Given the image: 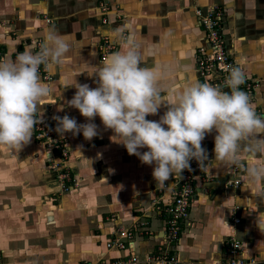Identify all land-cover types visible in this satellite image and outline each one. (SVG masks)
I'll return each mask as SVG.
<instances>
[{
	"label": "crops",
	"instance_id": "0c3cea01",
	"mask_svg": "<svg viewBox=\"0 0 264 264\" xmlns=\"http://www.w3.org/2000/svg\"><path fill=\"white\" fill-rule=\"evenodd\" d=\"M100 1L111 8L105 24ZM209 5H219L225 13L226 47L246 79L258 82L253 104L264 117V0H0V46L5 58H14L25 47L35 51L33 41H43L45 29L66 35L71 51L64 63L48 68L49 81L40 75L52 85L53 94L41 100L38 117L57 125L53 117L67 114L82 124L87 120L67 103L76 91L71 84L76 80L97 86L91 74L102 64L98 42L107 35L114 45L111 53L118 51L120 43L112 32L126 23L140 41L144 66L160 70L164 99L174 98L168 94L173 86L207 82L196 71L204 32L195 9ZM166 110L162 102L158 114L147 119L159 120ZM93 122L98 135L91 141L82 133L63 134L70 146L67 165L76 179L66 193L59 194L54 173L45 167L49 154L33 137L20 151L0 145V264H84L122 256L124 251L107 250L106 242L117 229L141 222L153 234L137 236L133 250L142 257L162 244L165 214L158 207L170 201L168 188L178 175L164 186L156 184L153 166L113 142V132L98 116ZM214 136L202 141L209 153L208 178L197 182L191 226L175 246L178 264L223 259L231 235L241 242L246 257L264 264V234L255 223L264 216V197L253 195L264 181L249 186L244 172L249 160L243 153L238 165L216 161ZM262 160L264 154H259L252 162ZM234 217L240 219L235 226Z\"/></svg>",
	"mask_w": 264,
	"mask_h": 264
},
{
	"label": "clouds",
	"instance_id": "9594fccd",
	"mask_svg": "<svg viewBox=\"0 0 264 264\" xmlns=\"http://www.w3.org/2000/svg\"><path fill=\"white\" fill-rule=\"evenodd\" d=\"M112 37L120 49L112 52L91 74L96 87L78 83L68 105L87 120L78 124L67 114L54 116L55 131L63 136L82 133L91 141L98 135L93 122L99 117L110 139L122 145L129 155L152 167L156 184L166 185L174 175L191 170V161L199 165L208 159L202 141L215 132L214 154L218 162L238 165L241 154L248 157L244 168L249 186L264 181V160L253 163V157L264 154V117L257 114L250 96L240 86L246 76L240 67L229 70L223 85L192 80L183 87L173 86L164 99L156 67L144 66L141 44L130 24L113 30ZM71 51L66 35L45 29L38 51L25 47L14 58L0 59V145L20 151L31 142L40 112V102L53 94L51 84L42 80L40 68L64 63ZM229 89L225 91L224 89ZM167 110L159 120L162 106ZM147 149L141 152L140 149ZM253 195L264 197V187L255 188ZM256 227L264 234V216L256 217Z\"/></svg>",
	"mask_w": 264,
	"mask_h": 264
},
{
	"label": "built area",
	"instance_id": "2783aa9c",
	"mask_svg": "<svg viewBox=\"0 0 264 264\" xmlns=\"http://www.w3.org/2000/svg\"><path fill=\"white\" fill-rule=\"evenodd\" d=\"M99 9L103 14L102 24L107 23L110 12L109 5L99 2ZM195 14L204 32V42L198 46L196 71L197 74L206 79L213 86L223 85L229 70L233 67H240L238 59L231 54L225 43L223 33V22L225 13L219 5H209L204 9L196 8ZM43 41L36 39L33 41L35 51ZM114 48L113 43L107 35H103L98 42L101 61L106 58ZM6 53L0 46V59H4ZM40 75L46 81L51 79L49 69L41 66ZM258 82L252 79H245L240 86L254 102V92ZM229 91V89H224ZM255 106V105H254ZM255 110L260 115L259 109ZM34 128L33 138L42 145L48 152V162H52V169L55 170V180L58 191H69L76 185L74 175L67 165L70 156V146L66 136H61L55 131L56 125L50 118H40ZM209 157L208 151H206ZM191 170H184L178 175L173 184L168 188L171 199L162 209L165 214V225L163 231V242L155 250L146 252L142 257L136 253L132 244L137 236H151L152 230L146 223L141 222L139 227L119 228L111 239L106 242L107 250L124 251L125 254L118 257H101L95 261H87L84 264H178L179 258L176 252V244L183 231L191 226L190 211L192 202L196 194L197 182L208 178V159L201 165L196 160L191 162ZM163 193V189H160ZM239 217L232 219L233 226L239 223ZM226 254L223 259L212 261L211 264H258L253 258H248L242 251L241 242L231 235L225 241Z\"/></svg>",
	"mask_w": 264,
	"mask_h": 264
},
{
	"label": "rangeland",
	"instance_id": "374dc122",
	"mask_svg": "<svg viewBox=\"0 0 264 264\" xmlns=\"http://www.w3.org/2000/svg\"><path fill=\"white\" fill-rule=\"evenodd\" d=\"M46 118H48V117H46ZM33 136H34V134H33ZM32 136V137H33ZM33 140L36 142V140L33 138ZM37 143V142H36ZM46 164H45V167L47 168V169H49V171H51L52 173H54L53 175H55L56 176V173H55V170L54 169H52V167H51V165H52V162H48V158L46 159V162H45ZM75 181H76V179H75ZM75 187V186H74ZM73 187V188H74ZM72 188V189H73ZM71 190V189H70ZM69 190V191H70ZM66 192H68V191H65V192H60L59 191V194H61V193H66Z\"/></svg>",
	"mask_w": 264,
	"mask_h": 264
}]
</instances>
